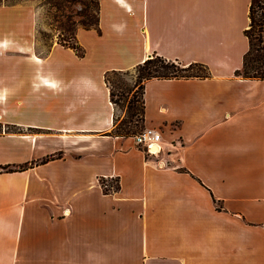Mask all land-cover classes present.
<instances>
[{"label":"crops","instance_id":"1","mask_svg":"<svg viewBox=\"0 0 264 264\" xmlns=\"http://www.w3.org/2000/svg\"><path fill=\"white\" fill-rule=\"evenodd\" d=\"M37 1L0 0V166L29 164L0 170V264H264V79L235 75L250 0H99L83 55L37 48ZM153 54L210 76L145 81L147 154L111 134L104 75Z\"/></svg>","mask_w":264,"mask_h":264},{"label":"trees","instance_id":"2","mask_svg":"<svg viewBox=\"0 0 264 264\" xmlns=\"http://www.w3.org/2000/svg\"><path fill=\"white\" fill-rule=\"evenodd\" d=\"M55 8L57 12L65 15V20L61 19L58 15H54L53 25L56 35L51 37V42L56 39L57 42L64 46L72 48L78 55H83V49L78 44L76 39V31L79 27L85 29H99V0H47ZM68 3H79L81 6L78 11V20H72L70 14H65V7H69ZM249 24L244 30L245 36L249 41V48L243 57V65L241 69L235 71V75L247 79H264V0H250L249 5ZM38 31V27H37ZM50 42V43H51ZM49 43V45H50ZM48 45V46H49ZM47 46V48H48ZM137 72L136 82L132 87L125 86L122 82L118 83V90L114 89L113 83L110 79L111 75L121 74L124 71H107L104 75L105 83L110 91V98L115 106L117 98L126 100V97L131 94L128 99L127 119H124L119 125H116L114 118L113 129L111 134L116 136H133L140 132L135 110V92L134 89L142 90L141 100V120L143 122V90L144 83L149 79H188V78H207L210 76V71L207 65L200 62L182 63L177 59H167L159 55H151L144 61L134 67ZM126 71V70H125ZM144 128V127H143ZM1 132V124H0ZM61 153L49 155L40 160L41 163L48 160L61 157ZM29 164L20 165H5L0 166V170L7 172L23 170ZM114 183L100 179V184L104 192L110 190H117L119 188L118 179H113Z\"/></svg>","mask_w":264,"mask_h":264},{"label":"rangeland","instance_id":"3","mask_svg":"<svg viewBox=\"0 0 264 264\" xmlns=\"http://www.w3.org/2000/svg\"><path fill=\"white\" fill-rule=\"evenodd\" d=\"M69 7H65V14H70L72 20H78V11H80L81 6L79 3H68ZM37 6V48L41 51H45L47 46L51 42L50 36L53 37L56 35V31L53 29L54 15H58L61 19L65 20V15L57 12L55 8L47 0H40L36 3ZM137 72L134 68L124 71L121 74L111 75L110 79L113 83L114 89L118 90V83L122 82L127 87H132L136 82ZM135 92V110L136 116L134 119L137 120L139 128L143 129V122L141 120V100H142V90L134 89ZM131 97L129 94L126 97V100L119 99L117 96H114L116 101L115 104V123L119 125L124 119H127V103L128 99ZM156 150V148H154ZM114 183V181H110Z\"/></svg>","mask_w":264,"mask_h":264},{"label":"built area","instance_id":"4","mask_svg":"<svg viewBox=\"0 0 264 264\" xmlns=\"http://www.w3.org/2000/svg\"><path fill=\"white\" fill-rule=\"evenodd\" d=\"M132 137L135 145L147 154L156 153L160 149V133L153 127H144ZM154 148H156V150H154Z\"/></svg>","mask_w":264,"mask_h":264}]
</instances>
